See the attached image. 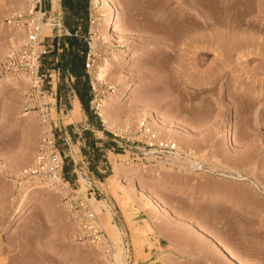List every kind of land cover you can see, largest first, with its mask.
I'll use <instances>...</instances> for the list:
<instances>
[{"label":"rangeland","instance_id":"374dc122","mask_svg":"<svg viewBox=\"0 0 264 264\" xmlns=\"http://www.w3.org/2000/svg\"><path fill=\"white\" fill-rule=\"evenodd\" d=\"M21 1L0 0V25L8 22L14 12L21 11L17 6ZM116 1L121 9V33H114L111 42L95 39L92 27L103 17L93 0L88 3V18H78V22L76 17L71 18L72 25H77L74 31L70 30L72 35L51 27L49 36L44 27V34L50 37L47 43L55 48L43 62L47 69L57 71L49 72L57 84L49 93L54 94L55 100L50 96L47 100L52 103L56 127L63 132L67 127L70 132L62 135L67 140L60 142L66 179L86 195L89 187L81 188L83 176L108 201L112 221L124 235L128 264H264V193L244 180L245 177L237 180L235 172L229 169L235 166L247 178L264 181V6L260 15L258 9L254 10L258 0L208 1L221 18L231 17L239 23L250 24L240 25V36L249 40L232 57L234 75L240 76V84L233 83L227 89L228 84L221 88V84L206 82L217 72L215 53L198 56L186 39L185 35L228 33L221 24L213 29L197 26L189 29L187 15L197 14L198 3L191 8L186 0ZM47 8L49 14L54 15L59 3L54 9L49 0ZM184 25L188 30L179 32ZM57 35H61L58 43ZM13 36L7 29L0 32V52L5 51L0 55V62L16 48L4 50L12 44ZM175 36L180 38L176 40ZM171 42L177 47L176 51L171 49ZM84 44L88 45L87 53L93 54L91 74L101 97L113 92L114 89H109L113 83L100 82L94 74L111 53L117 56L110 75L132 85L131 96L116 107L120 118L113 129L103 125L96 114L91 103L94 92L86 70L78 79L72 66H65L73 56L77 59L74 65L79 64L84 56ZM244 50L253 54L249 60L237 61L235 54H244ZM134 52L138 53L136 57H133ZM27 89L28 85H18L0 94V264H109L98 247L96 250L94 247L76 248V224L64 209L60 196L53 191L40 192L33 209L20 220H12L16 206L12 199L19 188L18 179L33 163L41 136L34 116L22 117L16 113L18 108L23 110ZM77 100L82 118L72 123L68 118ZM140 104L156 107L159 120L156 124L150 121L163 137L187 147L179 162H173V154H156L159 158L149 159L141 142L132 143L138 122L146 118L145 113L139 112ZM84 127L93 129L97 136L88 129L81 133ZM122 128L130 129L128 143L113 134ZM224 133L228 138L232 136L233 144L227 142ZM184 141L192 144L187 146ZM97 143L104 144V151L96 148ZM107 145L115 157L105 150ZM192 145L200 152L203 171L182 165ZM165 156L173 165L161 167L160 161ZM129 162L139 164L140 171L136 175L128 173L127 185L122 186L115 169ZM209 166H215L216 172H208ZM223 172L229 174L231 180L223 179L220 176ZM174 185L177 188H172ZM213 188L224 192L229 203L213 202L203 196L213 192ZM181 190L191 191L190 195ZM102 209L107 211L104 206ZM109 232L112 235L111 230ZM219 243L221 249L226 246L236 259L218 252Z\"/></svg>","mask_w":264,"mask_h":264},{"label":"bare ground","instance_id":"6f19581e","mask_svg":"<svg viewBox=\"0 0 264 264\" xmlns=\"http://www.w3.org/2000/svg\"><path fill=\"white\" fill-rule=\"evenodd\" d=\"M93 1H94L95 6L97 8L99 7V14L101 15V17L104 18V19L103 18L97 19L95 21L94 26L92 27V30L95 33V39L98 40L100 38H103L104 41L111 42L110 37L114 33H121L120 21H121L122 16H121V11H120L121 10L120 6L116 0H93ZM208 1L209 0H186V5L191 7V8L195 7L194 6L195 3H198V6H196L197 7V14L187 15L188 17H187L186 23H188L189 29L191 26L203 27L205 29H213L217 25L221 24V25H224L226 27L228 33L227 34H221L219 36H213L210 34H206V35L202 34L200 36H197L196 34H194V35H189V36L185 35V36H186V39L189 41V44L191 45V47L193 45V49H194L193 52H195L196 55H198V56H209V55H211V53H215V55H216V58H217L216 64L218 65V68L216 70L217 72H215L216 73L215 76L207 78V81H206L207 84L208 83L214 84V85L221 84V88L227 87L226 84H228L227 89H229V86L233 83L240 84V80L238 78L240 76L235 77V75H234L235 70L232 67L233 66L232 63L234 62V61L232 62V57L234 56V52L235 51L237 52L241 48L242 45H244V44L247 45L248 40H249L245 36H240L238 31H239V29H241L240 25L246 24V26H249L250 24H249V22H243V23L240 22L241 23L240 24L238 20L232 19L231 17L229 19L226 18V20H225V18L224 19L221 18L210 8ZM28 2H29V0L21 1V3L17 5L19 7L18 10H20V9H21V11L25 10L28 6ZM256 2H259V3H254V10L258 9L259 12H257V13H259L261 15V13H263L264 0H258ZM52 6L54 9H56L58 7V0H52ZM176 25H178V24H176ZM185 25H187V24H185ZM185 25H184V27L178 29L179 32L184 31V29L188 30V28L185 27ZM6 29L9 30L11 32V34L14 35L11 38L12 44L11 45L9 44V46H7L4 49V50H6V52L11 50V48H13V47H19V46L23 45L24 43H26L27 37H26L23 29L12 25V23L2 22L0 25V32H4ZM45 29H46L45 32H47V34L50 36V34H51L50 23L45 25ZM181 35H182V33H181ZM176 36H175L176 40L178 38H180V37L177 38ZM186 39L184 41L187 42ZM199 42H202V43H199ZM198 43L201 45H199ZM93 44L95 45V43H93ZM172 44H173V47L171 49L176 51L177 47H175L173 42H171V45ZM247 51L249 52V50H247ZM244 52H245V50H244ZM3 53L0 52V55ZM111 54L112 55L108 59H105L104 61H102L100 66L98 65V68H97L94 75L96 76L95 78H97V80L100 82L112 81V83H113V85H111V88L114 89L113 92L108 93V94H104V97L99 98V100L97 102L98 103L97 104L98 112H99L100 116L102 117L104 123L107 125V127L113 129L114 127H116V122H117L116 120L120 118V117L119 118L117 117L116 107H117L118 103H120V101H122L125 97L129 98L131 96L132 85L130 82L121 83L120 78L117 79V76H116V78L113 77L114 79L112 78V75H110L111 74V72H110L111 66H112V62L115 59V57L117 56V54H113V53H111ZM137 54H138L137 52H134L133 57H136ZM252 54L253 53H246V52L243 54V52H241V53H238L237 56L235 54V58L237 61L249 60V56ZM155 63H157V62H155ZM235 69H236V67H235ZM18 85H26L27 86L28 82L23 77H9L7 79L0 80V94L4 93L6 90L17 87ZM55 87H57L56 83H55ZM49 96L53 100H55L54 94L49 95ZM240 96H242V95H240ZM150 106L151 105L140 104L138 106L140 109L139 112L145 113V117L149 118V120L151 119V121L154 122V124H156V122L159 119L155 113H156V111L158 112V110H156V107H155V109L154 108L152 109V106L151 107ZM80 108H81L80 107V101L77 100L74 103V107L72 109V114L68 120L69 122L73 123V122L79 121L80 118H82ZM16 113H17V115L22 116V117H29L30 116L29 114L24 113L23 110L21 111L20 108L17 109ZM163 123L165 124L164 121H163ZM122 130H124V129L122 128ZM128 130H130V129H128ZM224 135L227 136V138H226L227 142H231V144H233L232 136H231V138H228V134L224 133ZM178 140L180 142V139H177V141ZM185 142L186 141H184V143ZM188 143L192 144L190 142H186L187 146H188ZM181 145L180 144L178 145L177 152L173 154L175 156L173 157L171 155L173 158L172 159L173 162L180 160L181 155H183V152H185L184 149L187 148L186 146L183 148L182 147L183 145L182 146ZM193 146L195 147V145H192V148L187 149L186 153L188 154V156L186 157V162L183 161L182 165H186L185 168L188 165L189 167H191V169H193L195 171H197V170L203 171L205 168H204V164L202 163V161L199 160L200 159V152H198V150H196L197 148L194 149ZM110 153L114 156L113 152H110ZM145 154L149 156L148 157L149 159L159 158L154 152L149 151L147 149H145ZM35 155L36 154L34 153V157H35ZM166 157H168V156H165V159L160 161L162 163L161 167H164V164L173 165V162H170L171 160L166 159ZM184 157H182V158L185 160ZM123 165H122V167L118 166L119 168L117 167V169H115V170H116V175L119 178L118 180L120 181V184H122V186L123 185L125 186V185H127L126 184V180H127L126 175L128 173L129 174L132 173V174L136 175L139 173L140 168H139V164H138V166H136L135 164H130V162L126 163V165L125 164H123ZM182 168H184V167H182ZM229 169L232 172H235L236 177L239 178L237 180L240 181V179L245 177L244 180L250 181L251 182L250 184L256 186L257 189H259L260 191H262V193H264V181L263 180H261V179H258L257 181L251 180V179L247 178L246 176H244L242 174V171L239 170L238 168H235V166L230 167ZM115 170H114V172H115ZM200 171H198V172H200ZM208 172L215 173L216 172L215 166L210 167ZM130 175H128V176H130ZM235 175L232 174V176H235ZM220 176L223 179L230 178V180H231V177L229 176V174L226 175V173H224V172L221 173ZM80 181H81V188L85 189L86 181H85L83 176H81ZM172 188H177V186L174 185V186H172ZM225 189H226V187H225ZM43 191H53L52 193L55 192L57 195H59L58 191L54 187H51L49 183H42L38 186L31 187V188L30 187L29 188H18L16 195H14V197L12 199V201L15 202V204H16V206L14 207V215L12 217V220H15V222H16V221L20 220V218L23 215L25 216V213L28 210H30L36 202L39 201V199L37 198L39 196L38 194L40 192H43ZM78 191L82 192V190H78ZM190 192L191 191L181 190V193H184V194L186 193L187 195H190ZM82 193H84V192H82ZM203 196L206 198L213 199V202H215V201H226L227 203H229L228 200H226L227 198H226L224 192L217 190V188L214 189L213 192L205 193ZM229 201H231V200H229ZM92 202H94L93 204H94V206H96L95 209L103 220L102 223H103L104 227L109 228L108 232L111 230L112 235H110V236L112 237V239L115 242V252H114V256H113L114 261H110L111 259L106 257L105 254L102 257H104V259L106 261H108L109 264H128V262L126 261L127 260V258H126V246H125L124 241H123L124 235L122 236V233H121L119 227L116 224H114L112 221L113 213H112L110 204L108 203V201L99 200L97 198H92ZM62 205L64 206V209H66L65 205L64 204H62ZM103 206L106 208V210H107L106 212L102 209ZM66 211H67V209H66ZM66 211H64V212H66ZM66 215H67V213H66ZM66 217H68V216H66ZM11 222H13V221H11ZM73 224L75 225V222ZM73 228H75V226ZM109 234H111V233L109 232ZM75 245H76V248H78L79 250L82 248L88 250L90 247H92V248L94 247V246L89 245L87 243H80V242H77ZM220 245L221 244L219 243V248L221 249ZM222 246H224V245H222ZM224 247H222V249L219 250L218 252H221L222 254H225L232 259H236V256L230 250L226 249V246H224ZM95 248L97 249V247H94L93 249L96 250Z\"/></svg>","mask_w":264,"mask_h":264},{"label":"built area","instance_id":"2783aa9c","mask_svg":"<svg viewBox=\"0 0 264 264\" xmlns=\"http://www.w3.org/2000/svg\"><path fill=\"white\" fill-rule=\"evenodd\" d=\"M48 2L49 0H29L25 10L14 12L9 17V23L24 30L27 41L12 49L0 62V80L9 77H23L27 80L28 89L25 93L23 111L34 116L41 128L40 143L33 163L24 170L17 183L19 188H31L42 183H49L51 187H54L76 224V241L98 247L106 257L111 259L115 252V242L104 227L92 202V198L98 197L106 201L105 197L96 191L92 183L87 180L85 181L89 192L84 195L65 177L64 157L60 150V142L67 139H63L62 130L56 127L52 117V103L47 100L50 91L54 90L53 74L49 75V72L57 73V71L54 68L47 69L43 62L55 46L47 43L46 40L50 37L44 35V27L50 23L53 30H65L68 35L72 33L65 25L62 12L56 11L54 15L49 14ZM48 14L53 17H48ZM60 36L58 35L57 38ZM56 62L58 63L59 60L56 59ZM93 68L94 58L90 51L86 55L85 70L94 92L91 103L94 104L96 114L104 125L98 112L97 102L102 97L92 78ZM109 89L112 90L111 87ZM118 132H113V134L120 136L122 140L126 139V143L130 142L131 133L128 129ZM135 133L136 139L132 143L141 142L145 149L157 155L174 154L178 150L177 142L163 137L147 118H142L138 122Z\"/></svg>","mask_w":264,"mask_h":264},{"label":"trees","instance_id":"16d2710c","mask_svg":"<svg viewBox=\"0 0 264 264\" xmlns=\"http://www.w3.org/2000/svg\"><path fill=\"white\" fill-rule=\"evenodd\" d=\"M88 3L89 0H62L63 11L65 13V25L68 29L74 31L73 25L71 23L72 17L88 18ZM87 30L88 28L85 27V31ZM87 50H88V45L84 44L83 45L84 56L81 57L78 65H74L76 64L75 62L77 61L76 56L71 57V59L67 61V65H65L66 67H70V65L72 66L73 73L78 79H80L83 76V72L85 70L84 62H85V56ZM85 82H86L87 90L89 92L90 86L88 83V79H86ZM79 95L81 96V92L79 93Z\"/></svg>","mask_w":264,"mask_h":264},{"label":"crops","instance_id":"0c3cea01","mask_svg":"<svg viewBox=\"0 0 264 264\" xmlns=\"http://www.w3.org/2000/svg\"><path fill=\"white\" fill-rule=\"evenodd\" d=\"M58 3H59V9L57 10V11H59V12H62L63 14H64V21H65V13H64V11H63V6H62V0H58ZM79 17H76L75 18V20H77ZM77 22H78V20H77ZM76 29L77 28V25H75V24H73V29ZM58 36V35H57ZM57 36L55 37V38H57ZM60 39H58L57 38V43H58V41H59ZM54 82V81H53ZM53 85H54V87H55V82L53 83ZM55 90V89H54ZM74 103H75V101H74ZM73 107H74V105H73ZM73 107H72V109H73ZM72 109L70 110L71 111V114H72ZM70 118V117H69ZM69 118H68V120H69ZM88 119V118H87ZM61 129V128H60ZM92 130V133L94 132V130L93 129H89V128H87V127H84L83 128V130L81 131V133L82 132H84L85 130ZM62 130V129H61ZM62 132H63V130H62ZM102 133H104V130H102L101 131ZM70 132H69V129L67 128V127H65V129H64V132H63V134H61V135H66V134H69ZM87 135H88V133H86ZM94 135L93 136H97L95 133H93ZM63 137V136H62ZM100 137H98V139H99ZM96 148H100L99 150L100 151H104V148L102 149V146H104V144H100V143H97L96 144ZM113 149V148H112ZM105 150H107V151H111L110 150V148H109V145H107V148L105 149ZM112 152V151H111ZM104 163V162H103Z\"/></svg>","mask_w":264,"mask_h":264}]
</instances>
